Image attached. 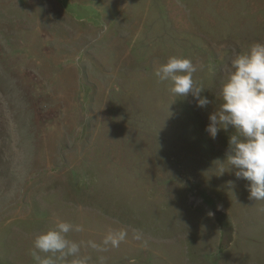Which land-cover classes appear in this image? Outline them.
I'll return each instance as SVG.
<instances>
[{
    "label": "rangeland",
    "instance_id": "374dc122",
    "mask_svg": "<svg viewBox=\"0 0 264 264\" xmlns=\"http://www.w3.org/2000/svg\"><path fill=\"white\" fill-rule=\"evenodd\" d=\"M256 42L264 0H0V264L59 222L82 230L58 264H264V201L218 162L233 130L205 131ZM172 56L213 103L154 76Z\"/></svg>",
    "mask_w": 264,
    "mask_h": 264
},
{
    "label": "clouds",
    "instance_id": "9594fccd",
    "mask_svg": "<svg viewBox=\"0 0 264 264\" xmlns=\"http://www.w3.org/2000/svg\"><path fill=\"white\" fill-rule=\"evenodd\" d=\"M197 65L189 58L172 56L154 70L160 82H169L174 97H191L196 106L205 108L213 103L205 91L197 86L193 74ZM219 104L208 115L205 131L215 139L220 131H233L228 136L225 161L237 180L247 182L248 198L264 201V43H253L246 51L236 53L230 60L226 77L218 92ZM225 173L221 169L220 174ZM233 182H229L230 186ZM81 231L80 226L59 222L54 228L38 234L33 240L32 252L37 264H58L68 256L75 257L79 245L66 238L70 231ZM127 231L109 232L105 245L118 247ZM133 238L141 235L133 230ZM95 246V245H93ZM39 253L51 254L41 256ZM73 264H86L85 259H74Z\"/></svg>",
    "mask_w": 264,
    "mask_h": 264
}]
</instances>
